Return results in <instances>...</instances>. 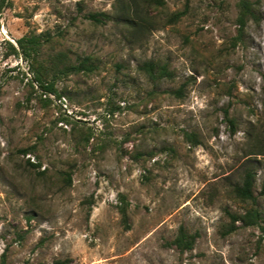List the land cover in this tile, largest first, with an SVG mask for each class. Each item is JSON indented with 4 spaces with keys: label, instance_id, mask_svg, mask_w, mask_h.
<instances>
[{
    "label": "rangeland",
    "instance_id": "374dc122",
    "mask_svg": "<svg viewBox=\"0 0 264 264\" xmlns=\"http://www.w3.org/2000/svg\"><path fill=\"white\" fill-rule=\"evenodd\" d=\"M118 1L0 11V264H264V0L236 44L240 0H165L137 37L89 18ZM32 33L50 37L39 61L63 52L99 68L46 93L17 42ZM147 60L173 78H149ZM247 169L262 219L228 233L229 212L253 206L232 192ZM181 226L197 234L191 250L172 243Z\"/></svg>",
    "mask_w": 264,
    "mask_h": 264
},
{
    "label": "trees",
    "instance_id": "16d2710c",
    "mask_svg": "<svg viewBox=\"0 0 264 264\" xmlns=\"http://www.w3.org/2000/svg\"><path fill=\"white\" fill-rule=\"evenodd\" d=\"M260 1L251 0H240L239 2V15L237 22L238 35L234 38L236 42L242 40L248 21L253 19H258L257 8ZM10 5V0H0V11L5 7ZM165 0H119L116 10L113 14L107 12H96L91 13L89 18L97 23H105L109 20H114L117 24H121L127 30H130L132 36H140L145 32H150L152 29L156 28L158 23L155 15L154 9L159 7L164 8ZM186 6L183 10L175 11L171 14H167L168 22L174 23L178 22L186 13ZM46 37V38H44ZM50 37L45 34H29L18 39V45L22 55L30 61V68L34 74L35 80L39 83L41 88L46 91V93L57 94L60 93L56 88V82L61 80L70 74L75 73H92L96 71L99 67L92 60L91 56H84L80 58L77 62H69L65 53L60 52L54 56L48 63L44 61H39V57L42 54L43 47L45 43L50 42ZM14 53H19L15 47H13ZM139 69L146 73L149 78L153 80H162L164 78H173L174 73L168 67L166 63H158L154 60L144 61L139 65ZM177 96L183 95V87L173 91ZM229 123L234 128L235 121L232 118H228ZM186 136L193 141V143H199V138L195 132H186ZM66 180L69 184L72 182V176L66 173ZM255 173L254 171L247 169L244 176L239 183L233 185V194L243 201H248L253 203V206L247 209L242 214H236L229 212V216L232 221L228 226L227 232L232 233L238 229L236 222L241 221L243 226H253L259 225L262 219V214L259 208L256 206L257 196L254 193L255 187ZM264 192V187H263ZM121 213L123 220L127 223L128 213L125 205L121 206ZM197 239L196 233H189L184 226L179 228L177 236L173 239L172 243L175 244L180 250H191L193 249ZM6 253L2 254V263ZM71 260L69 258L55 260L52 264H70Z\"/></svg>",
    "mask_w": 264,
    "mask_h": 264
}]
</instances>
